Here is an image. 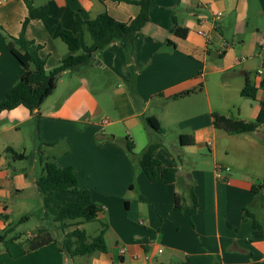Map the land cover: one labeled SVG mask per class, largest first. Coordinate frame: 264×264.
Here are the masks:
<instances>
[{"label":"crops","instance_id":"0c3cea01","mask_svg":"<svg viewBox=\"0 0 264 264\" xmlns=\"http://www.w3.org/2000/svg\"><path fill=\"white\" fill-rule=\"evenodd\" d=\"M31 2L46 16L22 29L25 0H0V102L23 73L10 39L23 34L50 72L75 54L59 33H75L76 17L107 13L127 24L140 10L110 0ZM85 42L91 44L88 34ZM131 75L136 102L127 88ZM247 81L255 98L237 100ZM263 82L264 0H155L128 52L113 42L90 65L63 72L38 109L0 112V217H8L0 219V230L11 221L10 199L22 203L19 197L33 194L43 163L54 162L72 168L78 188L99 207L95 228H77L88 238L103 229L106 252L74 263L52 243L25 253L16 242H2L0 264H264V124L233 135L213 125L214 113L254 121ZM149 116L162 132L145 124ZM151 143L160 144L152 181L138 164ZM7 149L27 159L13 160ZM174 167L177 181L165 183L161 172ZM180 183L192 185L197 207L191 215L175 207Z\"/></svg>","mask_w":264,"mask_h":264},{"label":"trees","instance_id":"16d2710c","mask_svg":"<svg viewBox=\"0 0 264 264\" xmlns=\"http://www.w3.org/2000/svg\"><path fill=\"white\" fill-rule=\"evenodd\" d=\"M106 1V0H99ZM117 3L135 4L140 7L138 15L129 23L115 21L107 13H102L96 18L83 21L75 18L76 32L72 33L63 30L59 33L61 40L74 52L62 60L60 66L47 72L44 61L38 55V49L32 47V43L27 41L23 34L18 38L10 39L8 46L11 54L22 65L23 73L18 82L7 92L4 101L0 102V112L9 111L18 106H23L31 112L38 109L44 100L52 94L56 84L65 71H74L82 66L92 63L94 54H100L113 42H123L126 52L134 35L139 32L149 19V7L155 0H110ZM28 17L22 24V29L33 19H43L46 16L44 8H35L31 0H25ZM172 33H178V29L173 28ZM85 34L89 35L91 44L85 42ZM264 86V82L262 83ZM130 97L134 102L138 100L135 78L131 75L127 84ZM190 93L185 92L179 96ZM256 89L247 81L240 92L241 97L254 99ZM260 112L254 121H243L213 114V125L215 129L228 134H243L257 131L264 124V102L261 103ZM145 124L151 129L162 132L154 117H144ZM183 142V138H181ZM188 144H193L189 139ZM160 146L159 143L149 144L141 153L138 164L149 180L155 179V167L157 161L154 159V152ZM124 147L127 152L133 154V144L126 140ZM7 153L13 160H25L27 156L22 153H15L12 149H7ZM161 178L165 183L176 182L178 179L176 167L161 172ZM179 192L175 194L174 204L177 209L185 208L191 215L197 207L196 197L192 191V185L180 183ZM35 188L41 202L40 226L36 231L25 237L16 231L20 223L28 220V216H23L16 223L7 224L0 230V243L17 242L25 253L32 252L48 244H55L65 258L73 260L76 257L90 256L96 252H106L103 229L93 238H88L83 230L77 228L78 225L96 221L100 212L99 207L91 200L90 192L87 189H79L77 179L70 167L59 168L54 162L43 163L41 175L35 182ZM70 193L75 195V199L69 202L57 201L54 193ZM254 193L256 189H253ZM188 202V205H186ZM1 220L6 221L7 216H1ZM75 226L73 230H70ZM258 227V225H255ZM60 235V240L55 236Z\"/></svg>","mask_w":264,"mask_h":264},{"label":"rangeland","instance_id":"374dc122","mask_svg":"<svg viewBox=\"0 0 264 264\" xmlns=\"http://www.w3.org/2000/svg\"><path fill=\"white\" fill-rule=\"evenodd\" d=\"M88 75H92V74L89 72ZM235 97H237V100L245 101L244 100L245 98H242L238 93L236 94ZM232 112H233V117H236V115H235L236 111L234 110ZM31 192L33 194L30 193V196H28L26 198H20L19 197V200L21 199L22 203L20 201H14V200H11V199L9 201L12 213L10 214L11 221L8 222V224H10L11 222L12 223H16L17 221H19L25 215H26V217L27 216L29 217L28 220L23 221L16 228V231L23 235L22 236L23 239L25 237L33 234L36 231V229L40 226V222H41L40 221L41 202H40L39 197L38 196L36 197V195H35V193H37L36 188H33V190H31ZM94 222L95 221L88 223L89 227L95 228L96 225H98V224H95ZM74 228H75V226L70 228V230H72ZM86 230H89L88 226H86ZM90 231H92V230H90ZM55 236L56 237L59 236L58 239L60 240V235L59 234L57 235V233H55ZM11 243H15V242H11ZM85 259H86L85 257H76V258L73 259V261L72 260L71 261L74 262V263H81Z\"/></svg>","mask_w":264,"mask_h":264},{"label":"built area","instance_id":"2783aa9c","mask_svg":"<svg viewBox=\"0 0 264 264\" xmlns=\"http://www.w3.org/2000/svg\"><path fill=\"white\" fill-rule=\"evenodd\" d=\"M219 17H220V14H216V15L214 16V18H219ZM216 170H217L218 172H220V171H222V170H224V171H228L227 168H224V167H222V166H218Z\"/></svg>","mask_w":264,"mask_h":264}]
</instances>
